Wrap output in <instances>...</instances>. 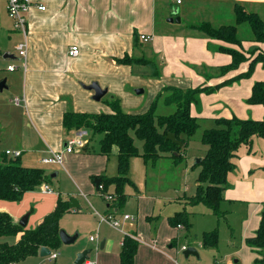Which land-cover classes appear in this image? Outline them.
<instances>
[{
    "label": "crops",
    "instance_id": "1",
    "mask_svg": "<svg viewBox=\"0 0 264 264\" xmlns=\"http://www.w3.org/2000/svg\"><path fill=\"white\" fill-rule=\"evenodd\" d=\"M186 1L188 0H184L180 5L183 8V15L189 20L191 14L185 4ZM173 2V0H32V6L27 12L29 30L26 58L21 57L19 53L16 58L14 54L9 53V45L0 42V53L8 51L5 52L4 58L17 60L15 64L10 60L0 59V67L3 62H7L6 67L0 68V80L6 77L7 88L4 90L14 95L8 103L5 102V98L0 100V125L4 124L12 131L6 134L15 139L16 150L40 144L48 151H61L73 133L82 131L65 128L63 118L69 111L109 113L112 111L110 102L119 99L124 111L133 114L139 111L143 113L158 93H163L162 97L165 99L168 93L164 90L168 86L182 89L208 87L210 91H205L206 94L216 91L213 95L215 100L226 97L223 91L235 90L236 85L229 88V84L239 80L240 75L247 72L246 65L250 67L256 54L264 50V43L254 40L250 25L253 36L249 38L248 43L243 40L241 44L211 38L198 28L205 22L215 28L228 25L215 26L211 20L187 22L185 27L175 29L172 24L182 23L183 15L179 16L180 22L171 16ZM231 2L235 22L234 8L237 3L264 18V0H231ZM40 4L45 5L46 9H39ZM4 5L5 8L0 9V32L9 31L14 34L17 50V45L24 41V37L14 29L5 2ZM170 18L174 20L170 21ZM242 24L238 25V33ZM188 27H192L196 32H190ZM142 35L149 36V39H142ZM73 45L80 47V53L76 57L69 54ZM220 46L243 52L247 60L237 68L227 70L233 58L231 54L220 51ZM212 47L214 51L211 52ZM125 55L134 59H143L146 63H119L117 59ZM10 65H15L16 69L10 71L8 69ZM257 65L261 66L262 63ZM155 71L158 77L153 76ZM140 74L152 75L153 79L145 80ZM262 77L253 84H238L236 92L239 99L248 102L254 83L264 81V76ZM234 78L236 80L233 81ZM207 79L210 80L206 83ZM225 81L227 83L222 84ZM93 82H98L102 88L108 90L107 97L105 95L99 101L93 99L94 91L84 87ZM141 86H145L141 93L149 90L147 100L136 97L130 92V87L133 89ZM202 96H205V93L201 94V98ZM231 96L232 94L228 98ZM16 97L20 99L18 104L14 101ZM199 100L195 103L197 104ZM194 106L196 105H191V114L199 121L202 113L196 114ZM252 106V116L239 113V116L230 113L224 116L209 115L214 121L217 118L233 116L241 119H263L264 106L261 104ZM2 132L0 142H2ZM91 143L89 141L78 152L64 153L63 164L59 165L74 181L81 191V196L89 204L85 207L83 201L76 198L81 208L70 209L66 213L73 216V219L67 222L66 229L71 234L84 229L95 237L94 240L90 239L89 244L83 242L78 248L73 249V259L82 250L95 248L94 258H89L92 264H120L122 242L128 235L139 242L135 264H175L173 253L163 252L162 248L165 244H168L169 248L173 247L175 243L173 237L178 236L182 228L172 226L169 217L183 209L182 200L188 197L176 196L173 199L174 204L169 207L171 200L167 201L168 199L153 194L149 189L151 183L154 184L160 178L168 177V171L173 168L178 177L176 178L179 179L176 190L179 192L181 182L186 178L185 167L180 164L174 165V160L170 157H161L155 163L143 159L146 164V180L135 182L133 174L136 173L138 166L135 158L139 156L132 157L129 177L133 183L125 185L127 200L124 205L117 207L116 199L108 200L103 195L109 193L116 198V185L111 184L103 192L97 188L94 180L96 176L118 175L117 147L106 156L100 153V143L98 150ZM8 149L10 148L0 151L6 152ZM165 162L171 164L168 170L165 168ZM55 173H57L55 177L60 175L59 171ZM228 181L230 186L225 190V200L221 203V207L224 206L222 210L226 212L230 243L231 245L238 243L240 247L235 253L244 254L247 249H252L246 244V239L253 236L258 229L263 209L264 138L256 136L251 145L243 144L239 148L236 167L229 173ZM39 187L26 192L18 202L0 199V211L9 212L17 223L22 213L29 211L27 229L35 228L47 214L53 211L58 199L63 198L60 194L54 195V191L43 192L41 186ZM39 193L53 196L40 200L37 198ZM35 209H38L36 216ZM97 212L113 213L121 221V226L116 228L100 222ZM125 214H130L132 218L124 219ZM229 216H235L231 219L234 227L228 219ZM255 256L257 257V254ZM235 262L240 261L235 260Z\"/></svg>",
    "mask_w": 264,
    "mask_h": 264
},
{
    "label": "trees",
    "instance_id": "2",
    "mask_svg": "<svg viewBox=\"0 0 264 264\" xmlns=\"http://www.w3.org/2000/svg\"><path fill=\"white\" fill-rule=\"evenodd\" d=\"M236 24L222 25L218 28L205 22L198 26L211 38L220 39L232 44H241L238 38V25L247 22L253 32L254 40L264 43V20L261 16L249 11L242 4L237 3L234 8ZM220 51L232 55V63L228 69L237 68L247 60V56L234 48L220 46ZM119 63L135 64L146 63L143 59H134L129 55L117 59ZM264 66V54L254 58L246 73L250 75L256 65ZM153 76H158L157 71ZM233 81L236 78L232 79ZM223 82L222 84H226ZM220 84V85H222ZM218 85V86H220ZM168 93L164 102L168 105H176V110L170 115H158L156 113L157 101L144 113H129L123 110L119 99L110 102L109 113H79L66 112L63 118L65 128L72 130L89 129L94 135L101 134L100 153L110 155L113 148L118 151V175L113 177L96 176L101 178V191L105 192L111 184L116 185L117 207L124 205L127 195L124 187L127 183H133L129 177L130 160L134 156H142L146 162L155 163L161 157L173 158L175 162H181L185 158L189 139L200 128L198 118L191 114V105L197 102V96L201 92L210 91L208 87H196L182 89L168 86L164 90ZM163 93L159 94V98ZM252 105L264 106V81H257L252 87V94L248 100ZM216 126L206 129L202 135V142L207 145V152L195 166H200L197 177L196 193L188 197L191 205H206L217 218L225 217L221 203L225 200V190L230 186L228 175L236 167L239 148L243 144L251 145L254 137L264 138V118L255 120L251 118L241 119L237 116L231 118L221 117L215 119ZM168 133H174L183 142L182 147L167 139ZM135 137L143 141V150L136 145ZM49 177L44 169L29 167L22 163L21 157L9 158L6 152L0 151V199L8 201H20L24 194L33 191L43 183L48 182ZM99 189V188H98ZM70 201L59 198L52 212L33 229L22 227L14 221L13 216L6 211H0V237L17 236L15 243L0 241V264H11L40 254L43 246L52 251L59 249L63 244L60 238V220L70 211ZM190 213L187 210L177 211L169 217L172 226L191 228ZM219 230L215 228L205 231L202 238L204 247H219ZM246 244L257 254L254 264H264V203L259 227L255 234L246 239ZM139 242L131 236H126L122 242L120 251V264H135Z\"/></svg>",
    "mask_w": 264,
    "mask_h": 264
},
{
    "label": "rangeland",
    "instance_id": "3",
    "mask_svg": "<svg viewBox=\"0 0 264 264\" xmlns=\"http://www.w3.org/2000/svg\"><path fill=\"white\" fill-rule=\"evenodd\" d=\"M185 4H187L188 11L191 14V18L189 20L183 15V8L181 7V5L178 6L175 4V2H173L171 5L172 6L171 16L176 17V16L183 15L182 23L172 24L175 29L180 28V27H185L187 22H202V21H208V20H211L215 26H219L220 24H236L234 20L233 4L231 0H188L185 2ZM4 8H5L4 2L0 1V9L3 10ZM177 9H178V13L177 15H175L174 10H177ZM9 21L11 22V20ZM188 29L191 30L190 32H196L192 27H188ZM17 33H20V32L17 31ZM238 35L241 41L244 40L247 43L250 41L249 38L250 37L252 38L253 35L249 27V24L247 22H244L242 25L239 26ZM14 39H15V36L14 34H12V32H9V31L0 32L1 44L9 45L8 46L9 53L14 54V56H16L17 58L19 55H18V51L15 48L16 41ZM248 48H251V47L248 46ZM210 51L211 52L214 51V47H212ZM5 52H8V51H5ZM5 52L3 51L2 53H0V59L2 61L10 60L11 62L16 64V61H17L16 59L4 58ZM262 54H264V50L259 51L254 58ZM6 66H7V62L6 63L3 62L0 68H4ZM192 66L195 67L194 65ZM246 67H247L246 70L248 71L250 67L248 65H246ZM140 75L142 78H145V80H148V81L149 79H153L152 75L151 76L147 74H140ZM262 76H264V67H262V65L261 66L257 65L254 71L250 75L243 76L239 78V80L234 81V83L229 84L228 86L229 88H232L234 85H236L237 88L235 90L223 91L226 97L220 98V100H215V97L213 96L214 94H216L215 93L216 91L214 93L212 92V93L206 94V92H201L200 94H198L197 100L199 99L200 100L198 101L197 104L196 103H193V104L196 105L194 106V112L196 114L202 113V116L199 117L200 128L189 139V143H188V146L186 148V153H185L186 158H184L179 163L173 161L174 165L180 164V166L185 167L186 178H184L183 181L181 182V185H180L181 189L179 190V192H176L178 188L177 184H178L179 179H177L178 177L176 175V172H174L173 168H170V171H168L167 173L168 177H165L163 179L160 178V180L157 182H154V184L151 183V188L149 189L153 192V194L164 197L168 199L167 201L171 200V202H169V207L174 204L173 199L176 196L191 197L196 193V190H197L196 182H197L198 172L200 171L201 167L195 166V164L198 162L199 159L203 158L207 152V145H205L202 142V134L206 129L216 126L215 121L213 120V118L210 117L209 114H212V115L221 114V116H224V114L230 113L232 115H237V116H239V114L240 115L244 114V116H247V115L252 116L253 106L246 100H243V99L240 100L238 92L236 91L238 89V84H242V83L253 84L254 81L258 80V78H263ZM4 78L6 77H3V79ZM210 78H213V77H210ZM208 80L210 79L205 80L206 83L208 82ZM136 88L143 89L145 88V86L134 87L133 89L132 87H130V92H132L136 97H141L143 98V100L145 99L147 100V97L149 95V90H146L144 93L137 94V90H135ZM202 93L203 94L205 93V96H202L201 98ZM231 94L232 96L228 98V96ZM13 97L14 95L9 94L8 90L0 91V100L5 98L6 103H8V101ZM155 101H157L156 102L157 103L156 113L158 115H163V116L170 115V114H173L176 110V105L166 104L164 102V97L161 96L159 98V93L155 95V98L149 105L148 109ZM148 109H146V111ZM141 112L142 111H139V113ZM1 132L3 133V137H2V142H0V150L4 151L7 148H10L11 150H16L15 144L17 143L15 142V139L10 137L9 134H6V133H12V131L7 129L6 125L3 124V125H0V133ZM80 137L85 140L91 141L92 142L91 144L94 145L95 149L98 150L99 141L102 138L101 134L94 135L91 132V130L84 129V131L82 130L79 133H73V135H71L69 139L80 138ZM135 142H136V145L141 150L143 148V141L135 137ZM20 151H22L23 153L21 160L24 165L26 166L28 165L29 167H39V168L44 169V171L47 173L49 177V181L47 184H49L51 189H53L54 195L60 194L61 197H63L64 199L66 197H75V198H78L79 200H82L85 207L89 206V204L81 196L80 189L75 185L74 181L67 176L65 171L61 168V166H59L60 164L42 163L43 158L51 155V151H48L45 148V146H41L40 144H33L31 148L30 147L23 148ZM8 156L9 158H15L13 155H8ZM135 161H138V166L136 169V173L133 174L134 175L133 180L135 182L146 180L145 161L143 160L141 156H139L138 158H135ZM171 164H172V160H171ZM171 164L170 162H165L164 163L165 168L168 170L169 165ZM56 171H59L60 175L58 177H52L51 175L54 174ZM43 192H46V191L43 190ZM51 196L53 195L39 193L37 198L42 200V199H45L46 197H51ZM182 203H183V209L181 210H184V211L187 210L190 213L189 219L192 223V226L189 229L186 227H182V229L179 230V235L173 237L175 240L173 247L169 248L168 244H165L164 247L162 248L163 252H172L174 255V256L172 255L173 259H176L181 264H254V261L256 259V256H255L256 253L253 251V249H247V251L244 254L235 253V250L239 248L240 246L238 245V243H236L235 245H231L230 243L231 238L229 237L230 231L228 230L227 220L224 216L221 218H217V216L214 213H212V211H210L204 204H198L196 206L191 205L188 198H184L182 200ZM223 207L224 206H222L221 209H223ZM37 211L38 209H35L34 211L35 216L37 214ZM27 213H29V211L22 213V215L18 218V220L20 221L21 218ZM72 217L73 216H70L67 214H65L62 217L60 221L61 229H64L67 231L66 229L67 222L73 219ZM233 218H235V216L228 217L230 223H231V219ZM27 227L28 225L24 228H27ZM232 227L234 226L232 225ZM29 228L31 227L29 226ZM208 228H211V229H208ZM215 228H218L219 230V235H220L219 247L215 249L211 247L206 248L203 245L201 246L204 232L214 230ZM75 233H78L79 237L74 243L69 244V245L62 244L59 247V249L55 250L58 253L57 259L51 261L48 256L43 257L39 255V256L28 257L27 259L19 262L18 264H75L76 258L73 259V254H74L73 249L78 248L83 242H85L86 244H89L90 236H91L90 231H87V230L85 231L84 229H82L80 232L77 231ZM17 239H18L17 236L0 237V241H8L10 243H15ZM183 245H189V247H195L200 253V258L198 259L196 256H193V255H191L188 259L185 258L183 255V252L181 251V248ZM93 252L91 253L90 258L92 257L94 258L95 248H93ZM164 258L166 259V256H164ZM235 260H239L240 262L236 263Z\"/></svg>",
    "mask_w": 264,
    "mask_h": 264
},
{
    "label": "built area",
    "instance_id": "4",
    "mask_svg": "<svg viewBox=\"0 0 264 264\" xmlns=\"http://www.w3.org/2000/svg\"><path fill=\"white\" fill-rule=\"evenodd\" d=\"M6 3L7 7V12L9 17L13 20L14 23V29L20 34L23 35L24 41L19 43L17 45V50L18 53L21 57L26 58L27 56V36H28V20H27V12L29 11L30 7L32 6V0H3ZM176 5H180L183 3L184 0H173ZM39 9L45 10L46 6L43 4L38 5ZM142 39L148 40L149 36L142 35ZM80 53V47L78 45H73L70 50L69 54L70 56H78ZM8 69L10 71H14L16 69L15 65H10L8 66ZM17 104L20 103V99L18 97L15 98L14 100ZM88 140H85L83 138H71L66 141V146L61 150V151H53L51 152V155L48 157H45L42 159V162L45 164H63V156L64 153H73L78 150H82L88 143ZM7 155H13L15 158L20 157L22 154V151L20 150H6ZM41 188L48 192L51 193L53 192V189H51L50 185L47 184V182L43 183L41 185ZM99 189H103V186L100 185ZM104 197L108 200H114L115 197L114 195H111L109 193H103ZM99 215V220L100 222H105L110 224L113 227H120L121 226V221L115 217L113 213L111 214H100L97 212ZM132 216L130 214H125L124 219H131ZM179 228H182L183 225L179 224ZM94 236H91L90 239L94 240ZM189 245H183L181 248V251L183 252L185 249H187ZM58 253L56 251H52L50 255L48 256L51 260L57 258ZM11 264H16V263H11ZM85 264H92V262L88 259L86 260ZM175 264H181L179 261H175Z\"/></svg>",
    "mask_w": 264,
    "mask_h": 264
},
{
    "label": "water",
    "instance_id": "5",
    "mask_svg": "<svg viewBox=\"0 0 264 264\" xmlns=\"http://www.w3.org/2000/svg\"><path fill=\"white\" fill-rule=\"evenodd\" d=\"M174 13H175V15H177L178 10H174ZM175 18L178 22L181 21L179 16H176ZM169 20L173 21L174 19L170 18ZM11 56H13V55H11ZM6 81H7L6 78L0 80V91H3L4 88H7ZM84 87L89 89V90L94 91L93 99L97 100V101L101 100L108 92V90L106 88H102L98 82H93L90 85H84ZM143 91H144V89H137V93H141ZM167 139H171L174 143H177L180 147H182V145H183V142L180 141L174 133H168ZM65 146H66V143H65ZM200 160L201 159H199L198 161H200ZM56 175H57V173H54L51 176L55 177ZM95 183H96L97 188H99L100 183H101V178H96ZM69 201H70V208L71 209L81 208V204L78 202V200L75 197H70ZM29 216H30V213H27L19 221V224L22 227H26L28 225ZM78 237H79L78 233L70 234L64 229L60 230V238H61V241L63 244H66V245L72 244L78 239ZM92 252H93V248H86V249L82 250L80 253H78L76 260H75V264H85L86 260L90 258V255ZM50 253H51L50 248H48L46 246L41 247V249H40V255L41 256H43V257L49 256ZM183 255L187 259L191 255L196 256L198 259L200 258V253L195 247H188L187 249H185L183 251Z\"/></svg>",
    "mask_w": 264,
    "mask_h": 264
},
{
    "label": "bare ground",
    "instance_id": "6",
    "mask_svg": "<svg viewBox=\"0 0 264 264\" xmlns=\"http://www.w3.org/2000/svg\"><path fill=\"white\" fill-rule=\"evenodd\" d=\"M88 260V259H87Z\"/></svg>",
    "mask_w": 264,
    "mask_h": 264
}]
</instances>
